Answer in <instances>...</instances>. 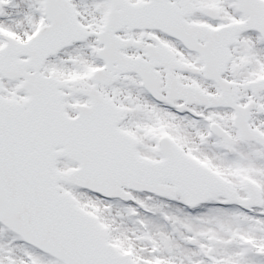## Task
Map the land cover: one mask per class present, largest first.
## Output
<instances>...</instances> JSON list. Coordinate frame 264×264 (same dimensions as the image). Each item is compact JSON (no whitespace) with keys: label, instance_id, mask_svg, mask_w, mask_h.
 Wrapping results in <instances>:
<instances>
[{"label":"snow or ice","instance_id":"obj_1","mask_svg":"<svg viewBox=\"0 0 264 264\" xmlns=\"http://www.w3.org/2000/svg\"><path fill=\"white\" fill-rule=\"evenodd\" d=\"M0 264H264V0H0Z\"/></svg>","mask_w":264,"mask_h":264}]
</instances>
